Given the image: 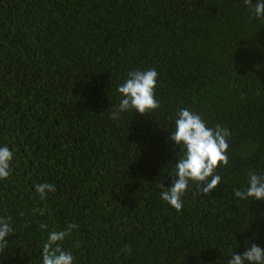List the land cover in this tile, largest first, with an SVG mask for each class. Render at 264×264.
I'll use <instances>...</instances> for the list:
<instances>
[{"label": "trees", "instance_id": "1", "mask_svg": "<svg viewBox=\"0 0 264 264\" xmlns=\"http://www.w3.org/2000/svg\"><path fill=\"white\" fill-rule=\"evenodd\" d=\"M148 69L160 107L111 119L127 73ZM181 108L228 129L229 163L177 213L159 185L181 155L169 139ZM0 146L13 152L0 264H42L69 223L73 264H227L264 248V200L233 192L264 175V17L244 0H0ZM45 182L56 190L41 200Z\"/></svg>", "mask_w": 264, "mask_h": 264}, {"label": "clouds", "instance_id": "2", "mask_svg": "<svg viewBox=\"0 0 264 264\" xmlns=\"http://www.w3.org/2000/svg\"><path fill=\"white\" fill-rule=\"evenodd\" d=\"M254 17H264V0H244ZM158 72L155 69L129 71L122 84L118 86L120 100L112 105L110 118L119 119L121 113L136 112L142 116L160 107V101L155 98ZM174 131L169 139L179 146L180 157L176 159L173 171L169 174L171 184L159 185L160 198L179 213L183 207L182 197L190 185L195 186L194 196L207 197L221 182V176L216 174L218 167L229 163L228 141L229 131L217 124L208 127L203 119L188 108H181L176 114ZM13 152L7 146H0V179H7L11 172ZM247 188L233 189L234 196L240 200H264V175L255 172L248 173ZM55 185L40 183L35 191L41 200L47 199L49 193L55 192ZM44 209H34V214L44 215ZM11 217L0 218V255L4 254L8 242L5 237L13 233L10 225ZM41 230L47 228L46 223H40ZM78 225L69 223L66 229L51 231L42 246V264H73L74 257L70 251L61 247L63 240L69 236ZM79 248V243L76 244ZM130 251V249H125ZM227 264H264V248L250 244L242 253H230Z\"/></svg>", "mask_w": 264, "mask_h": 264}]
</instances>
